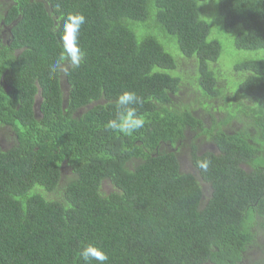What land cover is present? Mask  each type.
<instances>
[{"label":"trees","instance_id":"obj_1","mask_svg":"<svg viewBox=\"0 0 264 264\" xmlns=\"http://www.w3.org/2000/svg\"><path fill=\"white\" fill-rule=\"evenodd\" d=\"M203 1L0 4V21L13 24L8 44L0 43V132L10 144L0 147V264H84L79 252L88 243L107 253L106 264H264V59L234 66L238 93L226 83L216 89L210 65L221 44L208 39L200 17L214 11L236 50L264 51V0L201 8ZM76 12L86 17L84 61L50 78L63 21ZM161 35L193 62L202 97L225 99L230 112L221 115L252 121L255 135L226 133L212 104L198 115L174 104L183 85ZM124 91L142 98L137 110L147 121L131 136L104 127ZM179 143L190 172L170 152ZM205 159L207 171L197 165Z\"/></svg>","mask_w":264,"mask_h":264},{"label":"rangeland","instance_id":"obj_2","mask_svg":"<svg viewBox=\"0 0 264 264\" xmlns=\"http://www.w3.org/2000/svg\"><path fill=\"white\" fill-rule=\"evenodd\" d=\"M210 1V0H209ZM209 1H203L198 3V5L202 8L204 5L208 4ZM211 4V3H210ZM214 14V11H213ZM211 17L202 16L200 13V17L204 19L210 26V35L208 39L217 40L221 44V54L219 57L218 63H214L210 65V68L214 71L216 80V89L225 90V83L228 85L229 90L234 93H238V81L241 77V73H235L233 68L235 65L243 63L248 60H259L264 59V51H239L236 50L233 46V38L234 34L225 35L221 31H219V25L221 24L220 19L217 17L216 13ZM215 18V19H213ZM138 25H134L136 28ZM155 30V27H154ZM239 30V27L236 28V32ZM166 37L159 36V41L165 46L166 51L174 57L176 61V70L178 76L181 78L182 91L179 95H177L174 99V104L177 106H191L192 110L200 113V109L208 108V104H212L213 110H211V114L215 116L218 121H222L224 123L223 130L228 134H234L242 131H247L253 135L256 134L257 128L256 125L252 121H243L242 119L236 117L232 118L228 114L222 116V113H225L226 110H230L228 102L224 101L222 97L218 99L205 100L202 97L201 91L198 89V84L195 82L196 70L193 62L185 59L181 56L177 48L172 46V43H167L166 40H163ZM38 96L36 97V100ZM239 100L236 99L235 102ZM244 102L248 105H253L252 103ZM199 103H203V106H199ZM207 104V105H206ZM224 107L223 110H220ZM219 108V109H218ZM230 112V111H229ZM223 117V118H221ZM204 118V117H203ZM204 123L208 124L207 120H204ZM206 125L204 124V127ZM217 130V129H216ZM190 136V135H189ZM193 138V139H192ZM191 140L195 142L199 141V148L202 151L211 149V145L208 140L204 137L199 138L190 137ZM9 141L7 137L4 135V132H0V147L2 149H6L9 147ZM217 151H214L216 153ZM190 157V153L187 150H184L182 154L179 155V163L184 172H190L191 169L188 164V158ZM104 191L108 190V186L104 185ZM259 240V239H256ZM260 254L263 256V251H260ZM258 255L254 256L256 259Z\"/></svg>","mask_w":264,"mask_h":264},{"label":"clouds","instance_id":"obj_3","mask_svg":"<svg viewBox=\"0 0 264 264\" xmlns=\"http://www.w3.org/2000/svg\"><path fill=\"white\" fill-rule=\"evenodd\" d=\"M3 1L4 0H0V4H2ZM85 23L86 17L82 13L76 12L67 14L63 21L62 35L60 37L63 51L60 53L59 57L49 65L50 78H55L58 75H67L69 68L77 69L81 66L85 58V52L80 46L79 35L81 28ZM10 30L11 29H9V33ZM55 30L56 29H54V31ZM37 100H39V98ZM142 103V98L133 91H124L119 94L115 100L114 117L106 123L104 126L105 130H110L113 133H118L123 136H131L134 132L142 129L147 122L145 117L139 114L137 110V105H141ZM193 113L198 115L195 111ZM206 115L207 113L201 112L202 118ZM197 143L199 144V141H197ZM209 144L211 145V149L209 150L211 152L216 151V146L210 142ZM175 145L178 146L175 149L168 145L162 147V150L168 151L173 149L170 150V152L175 153L176 156H178L177 158L179 161V155L184 151L178 149L183 145L181 143ZM197 165L203 171H207L210 161L206 159L200 160L197 162ZM45 198H57V195L54 193H48ZM79 257L84 264H92V261H95L96 264H106L109 260L107 253L102 248L92 243L82 246L79 252Z\"/></svg>","mask_w":264,"mask_h":264},{"label":"flooded vegetation","instance_id":"obj_4","mask_svg":"<svg viewBox=\"0 0 264 264\" xmlns=\"http://www.w3.org/2000/svg\"><path fill=\"white\" fill-rule=\"evenodd\" d=\"M0 8L1 5H0ZM0 43H6L8 44V41H7V34H9V29H11L12 25H7V24H4L3 21L0 22Z\"/></svg>","mask_w":264,"mask_h":264}]
</instances>
